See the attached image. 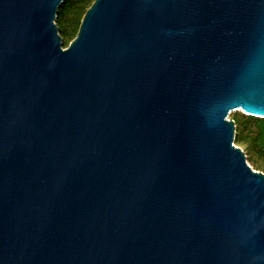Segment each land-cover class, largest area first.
<instances>
[{
    "label": "water",
    "instance_id": "water-1",
    "mask_svg": "<svg viewBox=\"0 0 264 264\" xmlns=\"http://www.w3.org/2000/svg\"><path fill=\"white\" fill-rule=\"evenodd\" d=\"M0 0V264H264V0Z\"/></svg>",
    "mask_w": 264,
    "mask_h": 264
},
{
    "label": "rangeland",
    "instance_id": "rangeland-1",
    "mask_svg": "<svg viewBox=\"0 0 264 264\" xmlns=\"http://www.w3.org/2000/svg\"><path fill=\"white\" fill-rule=\"evenodd\" d=\"M81 17V16H80ZM57 32L61 36L62 45L65 37L59 31L66 29V24L72 22L64 16L55 20ZM71 18V14L70 17ZM80 19V18H79ZM70 40V37H66ZM67 43V42H66ZM227 119H231L235 131L233 144L240 148L247 164L256 171L264 174V125L259 120L264 117L246 114L238 107L229 109L226 112Z\"/></svg>",
    "mask_w": 264,
    "mask_h": 264
},
{
    "label": "trees",
    "instance_id": "trees-1",
    "mask_svg": "<svg viewBox=\"0 0 264 264\" xmlns=\"http://www.w3.org/2000/svg\"><path fill=\"white\" fill-rule=\"evenodd\" d=\"M91 0H61L57 5L55 11V20H58L61 17H68V20H72V22L66 24V29L59 31L61 35L65 38L64 45L68 41L66 37H72L76 31L79 18L83 13L84 9L88 6ZM71 14V18L70 17ZM259 122L264 125V120L260 119Z\"/></svg>",
    "mask_w": 264,
    "mask_h": 264
}]
</instances>
